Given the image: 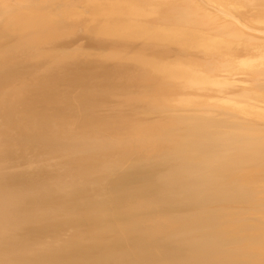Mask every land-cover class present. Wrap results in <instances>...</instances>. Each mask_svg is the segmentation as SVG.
<instances>
[{
	"label": "bare ground",
	"instance_id": "1",
	"mask_svg": "<svg viewBox=\"0 0 264 264\" xmlns=\"http://www.w3.org/2000/svg\"><path fill=\"white\" fill-rule=\"evenodd\" d=\"M0 264H264V0H0Z\"/></svg>",
	"mask_w": 264,
	"mask_h": 264
},
{
	"label": "rangeland",
	"instance_id": "2",
	"mask_svg": "<svg viewBox=\"0 0 264 264\" xmlns=\"http://www.w3.org/2000/svg\"><path fill=\"white\" fill-rule=\"evenodd\" d=\"M78 35H80V34H78ZM77 37V36H76ZM82 37V35L81 36H78V38H75V39H79V38H81ZM80 42L82 43L83 42V40L82 39H80ZM79 42V43H80ZM78 44V43H77Z\"/></svg>",
	"mask_w": 264,
	"mask_h": 264
}]
</instances>
